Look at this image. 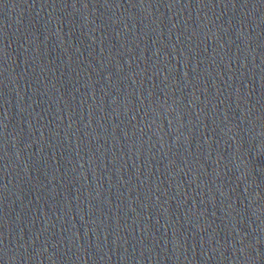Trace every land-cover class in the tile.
<instances>
[{"label":"water","instance_id":"1","mask_svg":"<svg viewBox=\"0 0 264 264\" xmlns=\"http://www.w3.org/2000/svg\"><path fill=\"white\" fill-rule=\"evenodd\" d=\"M0 264H264V0H0Z\"/></svg>","mask_w":264,"mask_h":264}]
</instances>
